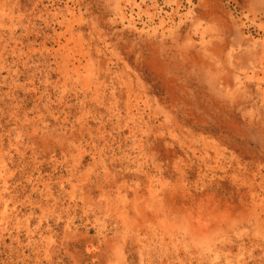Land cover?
<instances>
[{
    "label": "rangeland",
    "instance_id": "1",
    "mask_svg": "<svg viewBox=\"0 0 264 264\" xmlns=\"http://www.w3.org/2000/svg\"><path fill=\"white\" fill-rule=\"evenodd\" d=\"M0 264H264V0H0Z\"/></svg>",
    "mask_w": 264,
    "mask_h": 264
}]
</instances>
